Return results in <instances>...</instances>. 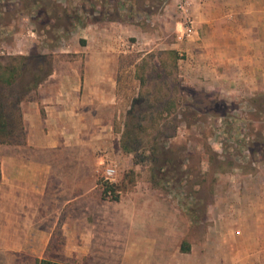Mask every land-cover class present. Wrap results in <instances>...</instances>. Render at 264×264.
<instances>
[{"label": "crops", "instance_id": "obj_1", "mask_svg": "<svg viewBox=\"0 0 264 264\" xmlns=\"http://www.w3.org/2000/svg\"><path fill=\"white\" fill-rule=\"evenodd\" d=\"M194 6L195 32L204 34L194 47L207 51L208 64L203 67L207 66L210 85L249 95L264 92V0H198ZM127 29L114 21L78 28L70 41L79 55L54 64L38 86V97L23 103L26 143L0 145L1 256L26 250L40 253L50 242L64 243L62 250L70 257L110 258L115 264H231L243 255L233 243L213 256L206 247L205 251L204 241L186 242L192 221L179 219L178 207L165 210V198L140 208L147 212L139 220L131 217V205L117 201L111 215L113 233L100 225L98 229L99 221L91 229L87 216L92 214L87 212L95 203L101 206L92 194L95 183H90L95 143L91 139L108 143L109 132H114L120 63L112 54L119 35H131ZM193 44L186 46L191 49ZM70 46L62 52L69 53ZM260 207L264 204L257 210ZM75 211L82 215L76 217ZM58 220L61 231L54 233ZM258 220L264 227L263 211ZM260 231V240L244 233L250 238L244 237L243 243L247 258L258 248L255 243L262 251L256 255L264 257V229ZM48 253L57 257L55 250Z\"/></svg>", "mask_w": 264, "mask_h": 264}, {"label": "rangeland", "instance_id": "obj_2", "mask_svg": "<svg viewBox=\"0 0 264 264\" xmlns=\"http://www.w3.org/2000/svg\"><path fill=\"white\" fill-rule=\"evenodd\" d=\"M94 1L102 2L74 0L75 3L70 2V6L84 5V8L90 9V2ZM181 1L144 0L141 4L144 10L137 3L132 5L128 2L119 7L120 19L113 20L129 28V32L131 30V35L121 33L119 41L129 39L137 44L131 51H125L118 45L112 54L120 63L114 132H109L108 143H102L95 137L91 139L95 143L92 147L94 167L90 183H95L92 194L101 206L98 208L95 203L87 212L92 215L87 218L91 229L98 221H105V224L98 222V229L100 225L112 234L111 215L116 211L113 206L115 202L131 205V217L135 215L139 220L144 217L143 212H147L140 208H144L152 199L165 198V203L162 202L165 210L172 212L178 207L179 219L182 217L192 221L186 242L207 240L208 244L203 242V246L213 256L233 243L243 255L233 259L231 264H264V257L256 255L262 253L259 243H255L258 248L250 250L249 258L246 257L247 249L245 251L243 247L245 238L249 237L244 233H254L257 235L254 238L260 240V230L264 229L258 224L264 207L257 210L258 204H264V114L256 115L259 111L255 103L264 97V92L249 95L237 88L225 90L210 85L207 66L203 67L208 64L207 51L198 52V47H194L202 41L203 32L197 30L188 39H177L183 21L178 8ZM186 1L190 4L189 13L195 26L196 20L192 14L198 0ZM65 3L66 0H0V55H30L40 51L50 55L53 68L61 60L75 59L79 52L73 51L70 37L80 27L74 28L69 36L54 40L47 35L49 27L39 29L33 21L37 14H46L39 9L42 5L52 10L47 14H62ZM130 7H133L131 14ZM99 9L100 5H97L94 14L86 15L101 16L97 13ZM107 22L110 20L92 23ZM187 42H193V48H187ZM69 46V53L62 52ZM37 90L31 92L28 101L38 97ZM170 96L176 106L172 107V101L167 102L166 122L168 124L177 114L175 120L178 127L169 142L187 147L192 153L183 164V169L188 171L186 180L176 188L165 183L156 185L151 180L153 169L150 162L133 164L132 154L124 153L119 142L126 112L133 99L139 100L137 109L149 114L161 108ZM159 123L161 125L163 120ZM105 158L117 164L115 184H126L125 188L119 187L117 190L120 191L116 193L117 201L102 198ZM165 186L166 190L162 188ZM74 215L81 216L82 212L75 211ZM53 231L60 233L59 220ZM63 245L61 242H50L36 254L31 250L8 252L6 256L0 255V264H36L43 258L58 264H115L110 258L70 257L62 250ZM76 245L82 244L77 242ZM233 247L229 249L233 250ZM49 250H55L57 257L50 258ZM76 252L74 250L73 254L76 255Z\"/></svg>", "mask_w": 264, "mask_h": 264}, {"label": "trees", "instance_id": "obj_3", "mask_svg": "<svg viewBox=\"0 0 264 264\" xmlns=\"http://www.w3.org/2000/svg\"><path fill=\"white\" fill-rule=\"evenodd\" d=\"M70 2L75 3L74 0H66L61 11L62 14H47L51 9H48V6L45 8L43 5L39 6L40 11H44L46 14H37L33 19L34 23L38 24L39 29L49 27L47 35L57 40L69 36L74 28L83 27L88 23L104 19L119 20L120 6L129 2L132 5L137 3L141 7L144 0H141V3H139L140 0H102L101 3L94 1L90 2L92 5L90 9L84 8V5L73 4L74 6H70ZM97 5H100L97 13L102 15L87 16L86 14H94ZM112 9L113 12H111ZM130 9L131 14L133 7ZM80 10H82L81 14ZM107 14L115 15L106 16ZM52 71L50 55L40 51L30 55H0V145H24L26 143L23 103L30 100L31 92L35 91ZM138 101L137 98L133 99L126 112L124 129L119 140L122 151L132 154V162L135 165L150 162L153 169L151 180L155 181L156 185L165 183L171 188L181 186L188 174V171L183 169V164L190 159L192 153L187 147L169 142L175 135L178 125L175 120L177 114L171 118L168 124L166 122L167 102L172 101L171 105L175 107V100H171V96L168 97L161 108H156L155 112L149 114L144 112L145 110L137 109ZM255 103L259 111L256 115L259 117L260 113L264 114V97L256 100ZM159 119L163 120L161 125ZM214 159L216 158L214 157ZM119 187L125 188L126 184L103 182L102 198L117 201L116 192L120 189ZM162 188L167 189L166 186ZM182 250H187V247H182ZM36 264L58 263L41 259Z\"/></svg>", "mask_w": 264, "mask_h": 264}, {"label": "built area", "instance_id": "obj_4", "mask_svg": "<svg viewBox=\"0 0 264 264\" xmlns=\"http://www.w3.org/2000/svg\"><path fill=\"white\" fill-rule=\"evenodd\" d=\"M203 1V0H199ZM189 2L186 0H183L178 3V8L180 10V13L182 14L183 21L181 23V31H179V34L177 35L178 40H182L183 38L188 39V37L192 36L195 32V28L193 25V19L189 13ZM137 42H133L129 39L120 40L118 45L125 51H131L136 48ZM105 165L103 168V182H107L108 184H114L116 182L117 178V164L111 160L107 161V158H105ZM120 191H117L118 194ZM108 194H110V191H108Z\"/></svg>", "mask_w": 264, "mask_h": 264}]
</instances>
